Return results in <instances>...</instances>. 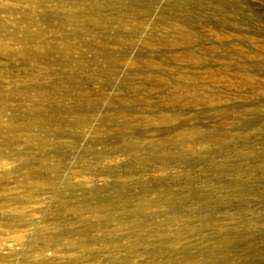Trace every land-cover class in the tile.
Returning a JSON list of instances; mask_svg holds the SVG:
<instances>
[{
    "label": "rangeland",
    "instance_id": "obj_1",
    "mask_svg": "<svg viewBox=\"0 0 264 264\" xmlns=\"http://www.w3.org/2000/svg\"><path fill=\"white\" fill-rule=\"evenodd\" d=\"M64 1L0 0V264H264V0Z\"/></svg>",
    "mask_w": 264,
    "mask_h": 264
},
{
    "label": "bare ground",
    "instance_id": "obj_2",
    "mask_svg": "<svg viewBox=\"0 0 264 264\" xmlns=\"http://www.w3.org/2000/svg\"><path fill=\"white\" fill-rule=\"evenodd\" d=\"M67 1H69V0H65L64 2H67ZM41 3H43L42 1H41ZM99 10H100V8H92V12L94 13V15L96 14V13H98L99 12ZM49 20V19H48ZM52 20V19H51ZM50 21V20H49ZM51 23V22H50ZM37 37H39V38H42L43 37V33H42V31H39L38 33H37ZM35 41V40H34ZM199 62V61H198ZM36 116V115H35ZM40 116V115H39ZM42 116V115H41ZM53 121V120H52ZM44 122H46V121H44ZM44 122H41L39 125L37 124H35V123H33V124H29L28 126H27V128H29V127H38V128H42V129H47V128H51L52 126H54V122L52 123L51 121H49V122H46V123H44ZM250 125V124H249ZM242 126V125H241ZM25 127V126H24ZM243 128V127H242ZM46 140V139H45ZM57 149V148H56ZM58 150V149H57ZM59 151L60 150H58L57 151V153H59ZM238 192H239V194L241 193V191L240 190H238ZM236 193H237V191H236ZM238 194V193H237ZM242 194V193H241ZM106 206H105V209L104 210H106L107 211V218L105 219V221H104V223L105 224H109V223H113L114 225H118V224H120L121 226H122V224H124V223H127V222H129L128 221V218L130 217V215H133V218L134 219H136L135 220V222H133V224H132V226H133V228H138V229H140V230H143L144 228H146L147 226H146V221H145V219L144 220H141L140 219V217L139 216H137V214H140V213H142L143 211H145L146 210V208L144 209V207H148V206H150L151 205V202H147V204L145 203H143V205H142V207L143 208H137V209H135L134 211H129L128 210V202H127V200L122 196V194L120 193V192H116L114 195H112V196H110V197H108L107 198V200H106ZM169 207H171L172 208V210H174L175 212H177V211H179V209H180V207H179V205L177 204V203H174V204H170L169 205ZM84 208V207H83ZM203 208V207H202ZM119 209H123V210H125V214H124V216H120V217H114V216H112L111 215V213H115L116 211H118ZM86 210V209H85ZM203 210V209H202ZM201 210V211H202ZM82 212V211H81ZM105 213V212H104ZM205 213V212H204ZM80 214V213H79ZM106 215V214H105ZM204 215H206V213L204 214ZM180 216V214L178 215V217ZM82 219V218H81ZM178 218L177 217H175V216H171V217H169V218H166L165 219V221L162 223V224H158V225H156V226H158V227H160V226H162V225H171L172 227H173V225L175 226L174 227V229H173V231L174 232H177V233H180V235L184 238V240H186L188 237H192V236H194L195 235V231H196V229H197V227H193L192 225L194 224L193 223V220H188L186 223V225H183V223L184 222H181L180 220H177ZM180 219H182V218H180ZM181 222V223H180ZM177 223H179V224H177ZM104 224V225H105ZM87 225V224H86ZM88 225H89V223H88ZM110 225V224H109ZM108 226V225H107ZM120 226V227H121ZM85 227V226H84ZM123 228V227H122ZM126 228V227H125ZM130 229H132V228H130ZM159 229V228H158ZM163 229V228H162ZM146 230V229H145ZM136 231V230H135ZM172 231V230H171ZM137 234V232H135V235ZM142 234H143V232H142ZM138 235V234H137ZM136 235V236H137ZM141 235V234H140ZM139 235V236H140ZM144 235V234H143ZM145 235H147V234H145ZM144 235V236H145ZM107 237V236H106ZM142 237V236H141ZM146 237V236H145ZM109 238V237H108ZM137 238V237H136ZM112 239V238H111ZM42 241V240H41ZM137 241H138V243H143V241L145 242H147L148 240H144V238H137ZM84 242V241H83ZM104 242V241H103ZM106 242V241H105ZM82 243V242H81ZM109 243H110V241H109ZM83 244V243H82ZM85 244V243H84ZM147 244V243H146ZM111 245V244H110ZM150 245V244H149ZM78 246H80V245H78ZM153 246H154V244H153ZM82 247V246H81ZM105 247V246H104ZM146 247V246H145ZM148 247V246H147ZM146 247V248H147ZM149 248V247H148ZM107 249H110V248H108V246H107ZM145 249V248H144ZM100 252H103V251H100ZM144 254H148L149 255V258H152L153 257V263L152 264H195L194 262H189V259H188V256H184L183 258H182V260H181V262L180 263H176V262H174V261H172V260H170V259H168V258H165V257H163V258H159V252L157 251V249L155 248V247H152V249L151 250H144ZM7 255V254H6ZM1 257V256H0ZM4 257V256H3ZM154 257H157V259H155ZM9 258V257H8ZM128 258V257H127ZM126 258V259H127ZM129 258H133L132 256H129ZM128 258V259H129ZM218 258V257H217ZM126 259L125 258H121V261H117L118 263H120V264H122V263H124V262H126ZM2 260V259H1ZM149 260V259H148ZM152 260V259H151ZM214 260L215 259H213V256H211L210 254L207 256V259H205V261H204V264H214L215 262H214ZM105 261V260H104ZM111 261V260H110ZM130 261H131V259H130ZM114 262V261H113ZM117 262H116V264H117ZM1 263V262H0ZM4 263V262H3ZM112 263V262H111ZM131 263V262H130ZM135 264V263H134ZM215 264H217V262L215 263Z\"/></svg>",
    "mask_w": 264,
    "mask_h": 264
}]
</instances>
